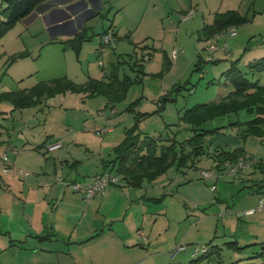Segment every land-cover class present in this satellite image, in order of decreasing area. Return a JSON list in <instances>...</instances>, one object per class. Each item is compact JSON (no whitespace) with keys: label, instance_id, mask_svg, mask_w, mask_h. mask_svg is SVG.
<instances>
[{"label":"rangeland","instance_id":"obj_1","mask_svg":"<svg viewBox=\"0 0 264 264\" xmlns=\"http://www.w3.org/2000/svg\"><path fill=\"white\" fill-rule=\"evenodd\" d=\"M215 1V5L222 3V0H211V3ZM199 3L200 9H206L204 2ZM230 6L239 9L242 14H248L250 21L238 26L235 36L221 37L218 44L223 47L227 43L226 50L216 51L213 54L214 61H208L206 45L198 38L197 31L201 25L196 28L192 24L193 19L178 23L177 17L173 16L175 27L177 25L179 30L177 33L173 30L174 38L165 42V48L170 53L169 58L160 51L155 52L149 65L147 61L144 62L145 73L140 74L137 67H133L134 62L139 60L136 57L132 61L130 58L120 61V75L127 73L137 82L129 87L125 98L117 102L115 108L107 105L104 96L90 99L85 94L72 92H56L54 97L43 104L25 109L12 110V104L5 101L0 104V122L4 126L0 127V144L7 145V140L19 142L20 129L25 133L29 132L28 137L31 139L42 138L47 127L73 128L79 130L82 137H88L87 134L94 126L105 128L112 125L119 127L121 131L125 126L131 128L136 123L137 131L142 135H162L164 138L177 136L181 141L190 138L194 134L193 130L188 123L180 120L183 111L195 104L210 102L227 95L233 87L226 82L223 72L233 62L249 79L264 83V71H251L249 68L251 61L264 56V0H225L222 10H227ZM100 12L103 14L85 19L86 26L90 27V32H95L94 38L97 40L99 32L109 25L111 17L104 16L106 10ZM202 15L205 20L212 19V13L204 10L203 14L199 12L198 18L195 17L197 21H203ZM4 36L0 42V52L6 50L0 57V88L5 90H17L65 75L77 82L85 81L90 74L101 78L111 74L110 65L113 61L115 64L119 62L113 51L117 47L115 41L113 46L106 45L104 56L97 57L96 54L89 53V50L84 51L83 57L78 61L72 49L64 50L61 44L47 43L50 36L40 23L30 29H26L23 23L17 24ZM119 41L122 43L117 50L118 54L123 53L126 57L129 53L134 56L136 51L138 57L141 56V49L135 47L134 43ZM155 45L162 48L156 41ZM23 52H29L30 55L13 58ZM86 53L90 54L88 59L85 58ZM200 56L208 61L202 73L194 70ZM176 57L177 62L173 66ZM166 58L169 60L166 61ZM100 61L105 63L104 70L99 65ZM163 61H170L166 68L161 65ZM175 84H186L189 89L181 90L182 93L176 95V101H167L165 107L158 111L160 96ZM135 101L137 103L134 105L133 115L128 108ZM137 113L141 117L139 121L135 116ZM145 113L149 114L144 115ZM215 126L212 120L204 124L205 128ZM229 137L230 135L223 132L209 134L205 139L210 145L209 149H212L219 141L229 140ZM240 141L247 152L254 154L256 158L263 154L264 145L257 138L250 136L245 141ZM226 146L232 148L234 145L231 142ZM250 168L235 176L221 175L217 178L219 169L206 156L196 167L184 166L178 169L171 166L157 179L145 182L141 192L145 198L131 212L132 216L137 213L138 220L142 222L139 226L140 232H143L138 241L142 246L134 250L135 262L132 264H189L195 257L192 255L195 249L210 246L219 247V253L211 260L196 264H263L264 211L245 214V210L257 206L258 198L254 190L257 183L264 178V173L254 167L247 170ZM202 170H212L215 174L213 177L204 178L201 175ZM213 185L215 189H212ZM235 241L242 249L229 246L230 242ZM180 246L188 249L178 250ZM200 253L201 251L198 252ZM252 256L255 257L251 258Z\"/></svg>","mask_w":264,"mask_h":264},{"label":"crops","instance_id":"obj_2","mask_svg":"<svg viewBox=\"0 0 264 264\" xmlns=\"http://www.w3.org/2000/svg\"><path fill=\"white\" fill-rule=\"evenodd\" d=\"M199 2H204L206 5L204 10L212 13L210 21L205 20L204 15H202V22L195 18H198L200 11L204 13V10L199 8ZM221 2L220 5H215L216 1L211 3V0H51V3L42 10L17 24L23 23L26 29H30L40 23L50 36L47 43L61 44L64 50L72 49L78 61L83 57L84 51L90 50L89 53L92 52L97 57L106 54V45L113 46L114 43L112 41L104 44L102 40L103 33L108 29H112L116 37L114 44L117 47H114L113 51L117 61H125L126 58L132 61L133 57L140 60L143 57L148 58V54H151L152 60L154 53L158 51L163 56L168 58L170 56L165 48V42L174 38L173 30L176 33L179 30L177 25L175 27L176 21L172 18L173 16L177 17L178 23L193 19L192 24L196 28L201 25L197 33L203 45L207 46L217 35H221L224 30L215 33L209 39L201 36L203 27L206 24H212L217 13L231 10L240 12L232 6L222 10L225 0ZM105 10V17L111 15L109 25L99 32L97 40L94 38L95 32H90V27L86 26L85 19L96 14H103L100 11ZM190 11L193 12L190 14ZM78 33H82L84 38L77 51L66 41L73 39ZM4 37L0 39V42ZM221 37L224 36H220L219 41ZM119 40L134 43L135 47L141 49V56L138 57L136 51L134 56L129 53L126 57L123 53L118 54L117 50L122 43ZM155 41L161 44L162 48L156 46ZM226 45L227 43L219 50H226ZM5 51L0 52V57ZM88 56L90 54L86 53L85 58L88 59ZM177 58L173 66L176 65ZM151 60L147 61V65ZM113 63L114 61L111 65ZM99 65L102 70L105 69L104 62L101 65L100 61ZM161 65H164V61ZM61 78L85 84L90 79H102L104 76L100 78L90 74L85 81L77 82L65 75L42 80L17 90L0 88V92L30 89L39 83ZM98 96H104L107 99V105L115 108L116 103L110 102L105 95L87 96L85 94V97L90 99ZM2 102L5 101H1L0 104ZM12 106V110L30 108H16L13 104ZM134 111H131V114L134 115ZM256 115L255 110L252 112L247 109L240 110L237 113L212 119L216 126L206 129L219 128L220 132L217 133L224 132L230 135L229 140H221L217 146H222L226 150L243 147L245 155L256 158L254 154L247 152L240 141L253 136L264 145V134L256 136L249 134L248 131L247 123ZM2 117L7 119L5 115ZM0 127H4L1 122ZM98 128L104 127L94 126L87 134L88 137H82L79 135V130L73 128L47 127L40 139H31L30 136L28 137L29 132L25 133L20 129L19 142L7 140V145L0 144V154L8 153L9 163L28 173L23 177L14 172L0 173V264H132L135 262L133 261L134 250L142 246L138 241L143 232H140L139 226L142 222L138 220L137 213H133L132 216L131 212L134 211L133 208H138L141 200L145 198V195L141 194L143 185L141 187L130 185L112 169V164L108 163L114 158V148L123 141L128 128L125 126L119 131V127L108 125L105 126L104 129L107 130L104 132L97 131ZM261 129L264 131V124L261 125ZM104 133H107L106 136H103ZM229 141L234 145L232 148L226 146L231 143ZM55 143H61L62 147L54 150L47 148L48 145ZM257 159V162L247 170L254 167L264 173V151ZM105 171H112L118 175L120 182L108 186L90 201L84 200L83 191H76L57 180L61 177L68 182L86 184L91 182L97 174ZM218 171L217 178L227 175L226 170ZM214 174L212 171L210 177ZM262 193H264V178L257 183V188L254 190L258 199Z\"/></svg>","mask_w":264,"mask_h":264},{"label":"trees","instance_id":"obj_3","mask_svg":"<svg viewBox=\"0 0 264 264\" xmlns=\"http://www.w3.org/2000/svg\"><path fill=\"white\" fill-rule=\"evenodd\" d=\"M0 39L18 22L28 19L37 11L46 7L51 0H0ZM250 21L247 15L241 14L237 10L217 13L212 24H206L202 29V37L209 39L215 33L221 32L229 27L241 26ZM84 36L78 33L73 39L67 40L77 51L80 49ZM29 52L14 55L18 57L28 56ZM151 60L142 58L134 62L133 67H137V72H144V62ZM169 60L166 58V61ZM164 63V68L168 63ZM209 61V60H208ZM201 56L195 64V71L203 72L205 63ZM121 62L111 65V74L102 79H90L85 84L75 83L67 78L55 79L50 82H42L30 89L19 91L0 92V102L10 101L16 108L32 107L42 103L44 100L54 96L59 92H81L87 96L105 95L112 103H117L125 98L129 87L137 82L131 76L120 75ZM251 71H264V56L254 59L249 63ZM164 71V70H162ZM226 82L233 89L226 95L210 102L198 103L190 108H186L180 120L190 125L193 130L192 136L185 140H178L177 136L164 138L162 135H142L137 131V123L128 128L123 141L114 148V158L108 163L112 164V169L122 176L130 185L141 187L145 182L153 181L165 174L171 166L181 169L184 166L196 167L206 156L213 159L217 169L225 170L226 165L234 163L244 154V148L239 147L226 150L222 146H215L211 151L205 137L209 134L220 132L219 128L206 129L204 124L214 118L237 113L240 110L256 111L257 115L248 124L249 134L260 136L264 134L261 125L264 124V85L258 80L252 81L246 76L234 62L223 72ZM190 79L187 80L189 82ZM189 89L186 84H175L172 89L159 98V109L161 111L166 102L176 101L181 90ZM178 93V94H177ZM135 101L129 106V111H134ZM145 113L144 115H148ZM143 115V116H144ZM137 121L141 118L136 115ZM142 116V117H143ZM229 246L236 249L239 247L237 241L230 242ZM196 250V249H195ZM219 253V247H205V251L195 254L189 264H196L201 261L211 260ZM197 255V256H196ZM252 256L251 258H254ZM237 264H255L245 262ZM264 264V263H263Z\"/></svg>","mask_w":264,"mask_h":264},{"label":"built area","instance_id":"obj_4","mask_svg":"<svg viewBox=\"0 0 264 264\" xmlns=\"http://www.w3.org/2000/svg\"><path fill=\"white\" fill-rule=\"evenodd\" d=\"M193 11H190V14ZM237 33V27L232 26L224 30L221 35H217L213 41H210L209 44L206 46V49L209 53L208 55V60L209 61H214L213 54L220 49V46L218 44L220 36L224 37H230L234 36ZM103 37V42L104 44H109L112 41L115 40L114 32L112 29H108L105 31ZM224 48V47H221ZM103 63L101 62V65ZM107 129L104 128H98L97 131L99 132H104ZM62 147L61 143H55L52 145H48L47 148L49 150H54L57 148ZM257 158L253 156H247V155H242L238 158L237 161L234 163L227 165L226 166V173L227 175L235 176L241 171H243L246 168H250L257 162ZM7 173V172H14L18 174L19 176H26L28 175L27 172L18 169L14 166H12L9 163V155L8 153L4 152L0 154V173ZM201 175L204 178H208L212 175L211 170H202ZM57 180L65 185L70 186L72 189L76 191H83V198L85 201H90L97 193L104 191L108 186L117 184L120 182L119 176L114 174L112 171H105L103 173L97 174L94 179L86 184L78 183V182H68L65 181L63 178L58 177ZM215 185L212 186V189H215ZM264 211V193H262L258 199V203L256 207H252L250 209L245 210V214H254L256 212ZM187 247L185 246H180L178 250H186ZM204 252L205 247H202L201 249H196L193 255L197 254L198 252Z\"/></svg>","mask_w":264,"mask_h":264}]
</instances>
